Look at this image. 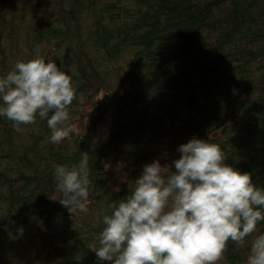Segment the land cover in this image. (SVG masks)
Returning <instances> with one entry per match:
<instances>
[{
	"label": "trees",
	"instance_id": "obj_1",
	"mask_svg": "<svg viewBox=\"0 0 264 264\" xmlns=\"http://www.w3.org/2000/svg\"><path fill=\"white\" fill-rule=\"evenodd\" d=\"M36 56L72 77L75 127L54 143L46 119L0 116V264H111L93 250L108 206L194 135L264 186V0H0V74ZM81 151L89 202L70 212L54 169ZM247 251L229 240L218 264Z\"/></svg>",
	"mask_w": 264,
	"mask_h": 264
},
{
	"label": "clouds",
	"instance_id": "obj_2",
	"mask_svg": "<svg viewBox=\"0 0 264 264\" xmlns=\"http://www.w3.org/2000/svg\"><path fill=\"white\" fill-rule=\"evenodd\" d=\"M76 95L70 74L44 56L18 59L0 74V116L23 125L46 119L50 140L70 137V105ZM171 163H145L127 194L113 200L102 217L94 247L111 264H218L228 241L247 246L245 264H264V186L249 171L227 162L222 147L192 136L178 145ZM174 165V169H173ZM90 154L77 164H57L60 202L70 212L89 202ZM128 183L126 175L120 177ZM119 191V185L115 186Z\"/></svg>",
	"mask_w": 264,
	"mask_h": 264
}]
</instances>
